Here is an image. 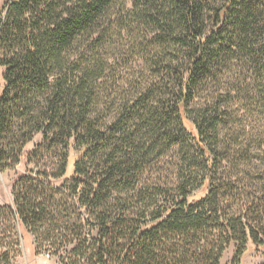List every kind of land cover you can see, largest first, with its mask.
Listing matches in <instances>:
<instances>
[{"label":"trees","instance_id":"obj_1","mask_svg":"<svg viewBox=\"0 0 264 264\" xmlns=\"http://www.w3.org/2000/svg\"><path fill=\"white\" fill-rule=\"evenodd\" d=\"M263 3L9 0L0 13V171L24 167L12 181V206H0V212L13 229L36 235L59 208L53 193L66 189L79 212L90 217L80 219L81 227L97 229L90 264H220L234 240L264 253V209L253 204L237 218L221 212L210 186L211 145L203 138L210 122L201 118V104L196 115L190 113L215 55L264 53V41L257 46L248 40ZM132 13L150 26L151 43H170L173 58L159 68L158 81L106 122L96 108L104 68L92 63L90 50L103 44L112 17L124 28L123 15ZM260 70L264 73V59ZM134 124L149 128L138 141L129 132ZM187 146L204 157L197 191L182 182L179 199L163 214L140 222L127 216L130 206H117V197L142 191L138 182L149 156ZM252 214L257 225L249 222ZM124 228L121 240L116 232ZM89 235L63 243L78 248Z\"/></svg>","mask_w":264,"mask_h":264},{"label":"rangeland","instance_id":"obj_2","mask_svg":"<svg viewBox=\"0 0 264 264\" xmlns=\"http://www.w3.org/2000/svg\"><path fill=\"white\" fill-rule=\"evenodd\" d=\"M8 3L9 0H0V13ZM259 9V23L248 39L257 46L264 41V3ZM208 14L211 17L212 13ZM123 16L127 27L121 28L119 17H112L106 24L103 44L90 50L92 63L104 68L102 78L96 83V108L97 115L106 118V122L116 110L125 109L158 81L159 68L165 69L167 61L173 58L170 43H151L150 26L141 25L135 13ZM253 54L250 49L215 55L190 112L196 115L195 110L201 104V118L210 122L211 129L205 130L203 138L211 145L210 186L217 193L214 202L222 213L235 218L253 208V204L264 209V73L260 70L264 53ZM136 124L129 132L138 141L149 128ZM186 148L182 151L164 148L152 153L138 182L142 191L128 193L126 198L123 193L117 197V206H130L127 216L140 222L163 214L165 206L179 199L177 186L180 183L187 182L189 190L197 191L204 157L192 147ZM72 161L70 155L68 172ZM23 167L22 163L14 169L0 171V206H12V181ZM53 195L59 208L41 224L36 235L18 226L13 229L5 213L0 212V264H90L88 258L98 244L97 229L88 231L81 227L80 219L90 217L79 212L68 190L62 189ZM249 220L258 224L253 214L249 215ZM127 231L124 228L116 233L122 240ZM86 233L90 235L78 248L63 243L71 236ZM36 238L40 244L35 242ZM241 242L234 240L226 246L220 264H264V253L254 251L249 244L241 247L243 250L237 254Z\"/></svg>","mask_w":264,"mask_h":264}]
</instances>
